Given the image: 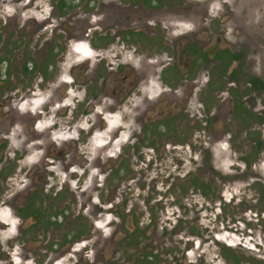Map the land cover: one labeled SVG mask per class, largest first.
<instances>
[{
  "label": "flooded vegetation",
  "instance_id": "flooded-vegetation-1",
  "mask_svg": "<svg viewBox=\"0 0 264 264\" xmlns=\"http://www.w3.org/2000/svg\"><path fill=\"white\" fill-rule=\"evenodd\" d=\"M184 1L0 0V19L11 18L12 27L24 21L20 29L28 36L26 41L24 34L6 38V56L0 57V264H204L200 256L192 260L195 238L200 239L195 229L187 233L185 257L179 258L172 234L159 241L147 232L148 226H157L156 214H149L144 227L142 215L128 209L126 200H105L94 188L81 191L76 180L88 174L92 184L98 183V175L105 176L116 163V175L105 177L110 187L111 179L120 180L117 174L125 171L121 144L137 155L142 147L150 150L158 143L145 137L122 139L123 118L129 117L133 131L141 129V135L143 131L156 139L162 130L177 134L187 124L184 142L193 156L177 160V165L183 170L190 163L194 169L181 177L185 187L175 189L166 179V196L185 213L198 207L196 199L212 210L231 204L225 188L215 185L212 154L220 143L232 145L235 133L219 128L227 117L226 122L247 129L248 139L255 136L256 125L264 126V114L256 115L254 101L247 98L264 85L242 75L241 56L232 51L240 44L250 51L253 33L233 31V45L221 43L218 33L204 29L207 7L196 20L187 19L181 9ZM179 22L186 33L175 34ZM19 45L23 60L16 69L9 55ZM125 47L132 53L124 61L121 52L112 62L104 56ZM206 65L207 78L193 79ZM197 133L204 148L200 154L188 144ZM255 143L254 150L263 147L261 141ZM108 145L112 151L102 154ZM169 147L177 152L182 144L162 146L161 151ZM242 161L244 175L253 164ZM235 178H221L220 183ZM155 184L152 180V189ZM13 230L15 234L5 236ZM200 242L226 244L217 234L201 236ZM211 249L215 257L239 264L229 245Z\"/></svg>",
  "mask_w": 264,
  "mask_h": 264
},
{
  "label": "rangeland",
  "instance_id": "rangeland-1",
  "mask_svg": "<svg viewBox=\"0 0 264 264\" xmlns=\"http://www.w3.org/2000/svg\"><path fill=\"white\" fill-rule=\"evenodd\" d=\"M78 6L79 11H81L80 7L82 5L79 4ZM181 6L184 18L194 17L195 20L200 15L198 13L200 9L207 7V19L204 17L205 21L203 23L204 29L218 33L221 43L227 42L233 45L232 42L235 40L233 31H240V34H244V31H251L253 33V39L250 51H248L247 46L242 44L238 45L237 48L234 47L232 51L241 56L240 66L238 68L241 69L242 75L247 79L254 77L264 85V0H185ZM176 17L181 16L176 14ZM20 21L19 23L18 21L15 22L12 27L11 18L0 19V31H2V34L4 33V38L2 37L3 42H0V57L6 56L5 50L2 48V45L7 43L6 38L18 39L20 35L24 34V29H20V24L24 21H21V23ZM176 29L179 31H175V34L186 33L187 31L181 26L180 22L177 23ZM114 33L113 31H108L111 37L116 38L117 36ZM220 34L222 37H220ZM24 37V41L28 40L27 35L24 34ZM41 46L42 44L39 48ZM199 47L202 48L200 43ZM214 47H219V43H216ZM20 48L21 46L19 45V49H14L12 55H9L10 58L15 59V64L13 63V65L16 69H18L23 60V57L20 56L22 54ZM213 48L208 47V49ZM127 49V47L125 49L116 48L110 53L106 51L104 52V56L109 62H112L111 57L121 52L122 55L120 57L124 61L125 55L132 53V51H128ZM18 56L19 58L17 59ZM39 56V59H41L44 55L41 56L40 54ZM205 67L206 69L204 71H198L192 78L196 80L200 76L203 79L205 77L207 78L210 67L207 65ZM250 67H252V70L249 69ZM240 88L242 92L244 88L241 85ZM202 90L199 94L202 93ZM247 98H250V101H254L256 115L264 114V89L259 93H257V90L250 92ZM252 110L254 111V109ZM124 113L121 112L120 115ZM227 118L219 128L220 130L223 128L225 131L235 133L232 145L220 143L216 149L214 148V153L212 154L214 163L213 170L216 173L212 177L218 178L215 180V182L218 181L215 185H217L216 187L225 188L224 196L226 201L233 198L230 201L231 204L227 202V205H224L222 210H219L220 208H216L215 210H212L211 207L207 208L204 201L196 199L198 207L196 209H188L185 213L183 206V208H180L179 206L173 205L174 201L171 195L166 196L169 193H166L163 185L166 179L172 180H170L169 186L175 183V189L185 187L182 186L183 182L181 177L185 175L186 171L194 169L190 163H186V167L183 170H179L177 165V160L184 159L190 161L193 156L190 153L192 151L191 148L188 149L185 146L187 145L184 142L187 124L185 126L183 123V126L180 127L181 132L176 134L177 131L174 130L170 134L167 130H162V135L156 139L152 137L148 138L143 131L141 135V129L133 131L135 126L133 123H129V117L123 118L124 125H122V128H126L124 130L120 128L119 132L121 130L124 131L123 135L127 136L128 141L143 139L145 137L155 142L158 141V143L161 141V143L159 145L158 143L155 144L154 148L152 147L154 151L152 149H146L144 147L147 146H144L139 150L137 155L134 154L133 149L127 148L128 146L120 143L122 146L120 149L123 155H126L125 161L122 162L125 171L117 174L118 178L121 179H111L112 183L110 187L108 186V181H106L105 177L108 174L110 176L116 175L113 168L116 163H113L105 171V173L109 172L108 174L101 177L98 175L100 182L92 184L91 177L86 174V176H81L76 179L78 186L82 189L81 191H93V188L94 190H98V193H102L105 200H109L110 197H113L112 202L115 201L116 203H121L122 200H126L128 209L133 208V211L138 216L142 215L144 227L148 226L149 222L147 221V217L149 214H156L158 218L157 226L154 229L148 226L147 232L159 241H161V237L169 238L171 236L173 238L172 246H175V243H177L179 258L185 253L186 243L190 239L187 233L192 228L196 230L194 232L200 234V239L195 238L197 250L195 253L193 252V261H196L200 256V258L204 259V264H230L223 255L215 257L216 253L212 252L211 249L212 247L217 249L219 245L226 246L227 244L236 251L235 257L239 261V264H264V126L256 125L255 136L250 135L248 139L247 129H238V123L231 125L230 123L232 122H226ZM166 119L167 117L163 121ZM199 135L201 133L195 134L189 139L188 143L190 147H196L195 150L197 149L198 154L204 153V148L199 144ZM147 139L144 140V145L148 144L150 147L149 140ZM102 140L107 141L108 138L106 137ZM257 140L263 143V147L259 150H254L256 149L255 142ZM175 143L178 145L182 144V147L178 148L179 150L177 152H169L170 147L167 148L166 152L161 151L162 146H172ZM112 149L108 145L104 151L101 149L102 154H106V150L112 151ZM243 159H250L253 164L252 169L246 170L244 175H242L245 170ZM209 170L214 172L212 169ZM233 175L236 177L235 179L223 181L225 183L224 185L220 183L221 178L231 179ZM178 177L179 180L175 181ZM142 180L144 187L139 185ZM152 180H156L155 189L151 187ZM159 203H163V206ZM212 205L214 206V204ZM151 207L153 209L152 211H150ZM188 219L192 223L187 222ZM165 227L169 230L168 232H163ZM173 229L174 232H171ZM169 233L172 235L169 236ZM212 234H217V239L224 241L226 244L221 245L218 242L217 244L211 242L201 244V236L203 238Z\"/></svg>",
  "mask_w": 264,
  "mask_h": 264
},
{
  "label": "clouds",
  "instance_id": "clouds-1",
  "mask_svg": "<svg viewBox=\"0 0 264 264\" xmlns=\"http://www.w3.org/2000/svg\"><path fill=\"white\" fill-rule=\"evenodd\" d=\"M7 11L9 12V14H11V11H12V9H7ZM47 11V10H46ZM97 111H99V109H97ZM37 127H39V125H37ZM122 139H126V136H122ZM226 147V146H225ZM109 155H111V153H109ZM15 223V222H14ZM13 234H15L14 233V230L11 232V233H5V236H8V235H13ZM17 264H18V262H17Z\"/></svg>",
  "mask_w": 264,
  "mask_h": 264
},
{
  "label": "trees",
  "instance_id": "trees-1",
  "mask_svg": "<svg viewBox=\"0 0 264 264\" xmlns=\"http://www.w3.org/2000/svg\"><path fill=\"white\" fill-rule=\"evenodd\" d=\"M226 254H227L228 256H230L231 258H233V257H234V256H233V254H232V252H231V251H229V250H227Z\"/></svg>",
  "mask_w": 264,
  "mask_h": 264
},
{
  "label": "snow or ice",
  "instance_id": "snow-or-ice-1",
  "mask_svg": "<svg viewBox=\"0 0 264 264\" xmlns=\"http://www.w3.org/2000/svg\"><path fill=\"white\" fill-rule=\"evenodd\" d=\"M73 171H74V169H73ZM98 227H102V225H98Z\"/></svg>",
  "mask_w": 264,
  "mask_h": 264
}]
</instances>
